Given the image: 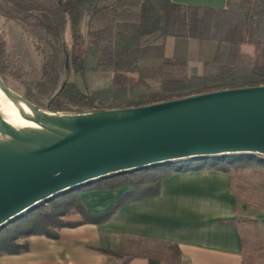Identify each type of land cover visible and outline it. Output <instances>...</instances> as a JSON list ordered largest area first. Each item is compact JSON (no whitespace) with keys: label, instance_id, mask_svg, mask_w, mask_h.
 <instances>
[{"label":"trees","instance_id":"obj_1","mask_svg":"<svg viewBox=\"0 0 264 264\" xmlns=\"http://www.w3.org/2000/svg\"><path fill=\"white\" fill-rule=\"evenodd\" d=\"M4 19L0 31V77L11 64L4 50V26L8 21L34 22L47 37L57 41L66 54L74 77L85 79L86 47L93 52V72L109 78L106 88L82 91L75 80L59 90L45 76L33 104L60 114H85L136 108L194 95L246 87L264 86V0H226L222 9L186 6L170 0H0ZM83 28L85 31L83 33ZM69 30L71 45L64 44ZM167 37L196 39L200 59L206 41L217 43L208 71L188 73L186 60L165 57ZM252 50L251 61H242L243 47ZM210 69V70H209ZM242 155L187 159L150 168L110 175L78 190H71L38 203L0 229V256L27 251L25 239L33 236L58 238V231L84 223H100L111 218L124 205L157 195L160 182L174 172L216 169L228 172ZM262 160L261 162H263ZM264 163V162H263ZM128 187L106 212L93 214L81 205L78 191ZM72 213L80 221H66ZM11 227V228H10ZM23 240L19 242V240ZM120 258L121 264L138 253L135 250H103ZM149 264L154 262L149 261Z\"/></svg>","mask_w":264,"mask_h":264},{"label":"water","instance_id":"obj_2","mask_svg":"<svg viewBox=\"0 0 264 264\" xmlns=\"http://www.w3.org/2000/svg\"><path fill=\"white\" fill-rule=\"evenodd\" d=\"M0 92L43 128H15L0 113V229L38 203L110 175L187 159L264 158V86L67 115L37 108L1 77Z\"/></svg>","mask_w":264,"mask_h":264},{"label":"crops","instance_id":"obj_3","mask_svg":"<svg viewBox=\"0 0 264 264\" xmlns=\"http://www.w3.org/2000/svg\"><path fill=\"white\" fill-rule=\"evenodd\" d=\"M170 1L213 9L226 5V0ZM216 48V42L206 41L201 60L198 40L167 37L164 56L186 60L188 73L199 76L208 71L203 62L212 61ZM245 49L252 54L243 47L242 61L247 58ZM233 181L230 171L216 169L171 173L160 182L157 195L130 202L103 222L61 228L56 239L30 236L25 239L27 251L3 254L0 264H121L120 258L103 250L127 252L130 242L162 246L176 264H264V235L254 234L239 219ZM128 190L87 189L77 195L87 212L99 214ZM65 220L76 222L81 216L74 213ZM136 252L128 264H162L145 250Z\"/></svg>","mask_w":264,"mask_h":264},{"label":"rangeland","instance_id":"obj_4","mask_svg":"<svg viewBox=\"0 0 264 264\" xmlns=\"http://www.w3.org/2000/svg\"><path fill=\"white\" fill-rule=\"evenodd\" d=\"M0 8H6V6L0 2ZM3 22L4 19L0 15V31L3 29ZM84 31L85 28L83 33ZM4 43L5 56L12 68H9L1 79L11 91L31 103L35 101L28 95L36 92L40 81L45 76L54 80L57 85L64 80L70 82L75 80L77 86L84 92L110 85L108 77L93 72L94 59L91 47H86V73L82 83L81 79L78 76L74 77L72 70L66 66V54L60 44L38 30L30 19L8 21L4 26ZM64 44L68 49L70 48L68 29L65 31ZM248 51L249 49L246 50L244 57L247 58L244 59L249 62L252 51L251 56ZM262 160H264L263 157L241 161L229 170L234 180L233 191L239 202V219L257 235H264V161L261 162ZM22 241V239L19 240V242ZM129 248L145 250L147 254L158 258L162 264H176V260L171 258L172 255L162 246L130 242L125 247L127 252Z\"/></svg>","mask_w":264,"mask_h":264},{"label":"bare ground","instance_id":"obj_5","mask_svg":"<svg viewBox=\"0 0 264 264\" xmlns=\"http://www.w3.org/2000/svg\"><path fill=\"white\" fill-rule=\"evenodd\" d=\"M0 113L3 118L15 128H22L25 130L33 128L43 129L32 121L30 111L21 102L11 101L5 98L1 92Z\"/></svg>","mask_w":264,"mask_h":264}]
</instances>
